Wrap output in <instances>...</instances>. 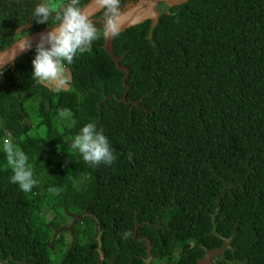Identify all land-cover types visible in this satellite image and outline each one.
I'll use <instances>...</instances> for the list:
<instances>
[{
	"label": "trees",
	"instance_id": "trees-1",
	"mask_svg": "<svg viewBox=\"0 0 264 264\" xmlns=\"http://www.w3.org/2000/svg\"><path fill=\"white\" fill-rule=\"evenodd\" d=\"M19 3L0 9V52L25 19L37 23ZM104 42L66 64L65 90L24 76L36 47L0 77V142L27 154L37 181L21 191L0 150V264H196L223 245L216 264H264V0L169 5L152 28L148 18L112 38L126 69ZM88 122L108 138L111 165L60 144ZM70 213V234L58 233Z\"/></svg>",
	"mask_w": 264,
	"mask_h": 264
},
{
	"label": "clouds",
	"instance_id": "clouds-1",
	"mask_svg": "<svg viewBox=\"0 0 264 264\" xmlns=\"http://www.w3.org/2000/svg\"><path fill=\"white\" fill-rule=\"evenodd\" d=\"M93 3L97 9L104 10L103 24L99 28L85 11L81 0H42L36 6L34 17L37 23L46 24L50 17L54 19L51 30L41 33L36 45V56L32 61L33 79L52 86L56 92L61 91L68 80L66 64H71L78 53L86 51L101 36L111 39L119 35L125 24L121 0H93ZM18 48H31L30 38L24 37ZM60 115H65L63 110ZM3 151L13 173L11 181L17 183L21 191L31 192L37 181L27 154L7 139L3 143ZM72 151L78 152L92 167L111 165L116 159L108 138L102 129L97 130L94 122L84 124L75 135ZM132 156L130 152L129 160Z\"/></svg>",
	"mask_w": 264,
	"mask_h": 264
},
{
	"label": "water",
	"instance_id": "water-1",
	"mask_svg": "<svg viewBox=\"0 0 264 264\" xmlns=\"http://www.w3.org/2000/svg\"><path fill=\"white\" fill-rule=\"evenodd\" d=\"M158 1H164L168 5H176V4H182L186 2L187 0H140L138 4L132 8H130L127 12L124 13L125 18V24L122 30L125 27L131 26L135 23H138L140 21H143L145 19H151V28L154 26V24L157 21L158 12L156 11L155 4ZM84 9L86 12L92 16L95 14L99 9L96 8L95 4L93 3V0H91L88 4L84 6ZM52 27L44 28L42 30L34 31L32 33L27 34L24 37H28L31 40V48L36 47L41 33H46L51 30ZM121 30V31H122ZM20 38L16 40L14 43H12L9 47H7L5 50L0 52V68L3 67L5 64L14 66V59L23 54L24 52L28 51L26 50H20L18 48L19 43L23 40V38ZM104 47L108 51V53L111 55V57L115 60L116 66L118 68L126 69L125 66H122L119 64V59L112 53V38L111 39H105ZM127 70L125 72L124 77L122 78L123 82H125L127 77ZM72 226V224H71ZM71 237L72 241L74 239V233L71 229ZM226 245H223L216 249L206 250L205 254L198 258L196 264H216L215 262L211 261L210 258L215 255H220L221 252L224 251ZM150 250V244L148 247V252ZM149 259L145 260V264H149ZM97 264H101V260L98 259Z\"/></svg>",
	"mask_w": 264,
	"mask_h": 264
},
{
	"label": "flooded vegetation",
	"instance_id": "flooded-vegetation-1",
	"mask_svg": "<svg viewBox=\"0 0 264 264\" xmlns=\"http://www.w3.org/2000/svg\"><path fill=\"white\" fill-rule=\"evenodd\" d=\"M12 1H14V2H17V1L20 2L21 5H22V7H26V8H28V9L31 10V14H33L32 12H34L36 6L42 2V0H0V9L3 8L5 2H7L9 4ZM168 6L169 5L167 3H165L164 1H158L156 3V8L159 11V13L162 12V11H165L168 8ZM92 17H93V15L91 16V18ZM50 19H51V17L49 18V20ZM4 25L7 26V23L4 22ZM35 25H37V23L35 24L32 21H30L29 19H25L19 25V27L17 28V31H16V39L15 40H18V39L26 36L27 34H29V32L30 33L33 32V31H30V30L33 29ZM5 68H7V64H5L3 67L0 68V77H3V71H4ZM78 217L79 216L75 215L74 213H70V218L68 219L69 222H67V223H65L67 221V219H65L63 217H60V224H59V227H58V233L61 232L64 235H66L68 233L70 234L69 224L71 222L72 223L75 222ZM56 249H57V253L60 252L58 247H54V248H52V252L54 254L56 252Z\"/></svg>",
	"mask_w": 264,
	"mask_h": 264
},
{
	"label": "rangeland",
	"instance_id": "rangeland-1",
	"mask_svg": "<svg viewBox=\"0 0 264 264\" xmlns=\"http://www.w3.org/2000/svg\"><path fill=\"white\" fill-rule=\"evenodd\" d=\"M155 8H156V4H155ZM156 11L159 13V11L157 10V8H156ZM23 74H24V76H26V77H28V78H30L31 80H33V76H32V71L31 70H28V69H26V70H24L23 71ZM66 75H67V77H68V74H67V68H66ZM68 80H69V78H68ZM68 80H67V83L66 84H64L63 86H62V90H65V89H67L68 88ZM46 85V84H45ZM48 87H50V88H52V86H50V85H47ZM53 89V88H52ZM54 103H55V105H56V108L58 109V110H63L64 108H65V106H66V97H65V95L64 94H61V95H55L54 96ZM6 139H4V138H2L1 139V142H0V150L4 153V151H3V143H4V141H5ZM72 142L73 141H66L65 143L64 142H60V144L61 145H68V146H72ZM5 154V153H4ZM76 174V173H75ZM78 177H79V179H77V184L79 185L80 184V175H78ZM92 192H93V189L92 188H90V189H88L87 191H85V192H83V193H81L80 194V200L81 201H86L89 197H90V195L92 194ZM67 222H69V220H67L65 223H67ZM71 224H72V222L69 224V229L71 228ZM223 252H221V254H222ZM220 254V255H221ZM220 255H215V256H213V257H211L210 258V260L211 261H213V262H215L214 260H215V258L217 257V256H220ZM60 257H61V255L59 254V253H57V249H56V252H55V261H58L59 259H60Z\"/></svg>",
	"mask_w": 264,
	"mask_h": 264
}]
</instances>
